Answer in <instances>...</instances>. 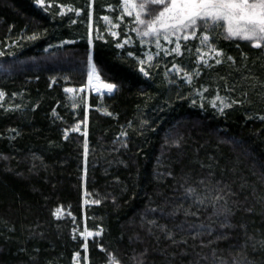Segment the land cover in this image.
Here are the masks:
<instances>
[{"label":"trees","instance_id":"16d2710c","mask_svg":"<svg viewBox=\"0 0 264 264\" xmlns=\"http://www.w3.org/2000/svg\"><path fill=\"white\" fill-rule=\"evenodd\" d=\"M133 2L0 0V264H264V42Z\"/></svg>","mask_w":264,"mask_h":264},{"label":"snow or ice","instance_id":"6c2138e0","mask_svg":"<svg viewBox=\"0 0 264 264\" xmlns=\"http://www.w3.org/2000/svg\"><path fill=\"white\" fill-rule=\"evenodd\" d=\"M152 4L162 6L156 19L149 24L150 31H156L154 25L161 23L162 27H168L164 23L166 14L176 21L172 27H201L211 25L223 27L221 21L227 22L229 37L251 41L254 37L264 39V0H150ZM141 8L144 5H140ZM145 23L144 20H139ZM145 32L144 35H148ZM254 46L261 47L257 43ZM95 72V67H93ZM105 87L111 92L115 85L107 84Z\"/></svg>","mask_w":264,"mask_h":264},{"label":"rangeland","instance_id":"374dc122","mask_svg":"<svg viewBox=\"0 0 264 264\" xmlns=\"http://www.w3.org/2000/svg\"><path fill=\"white\" fill-rule=\"evenodd\" d=\"M122 6L127 16H135L136 21H138L136 7L133 0H122ZM170 15L171 14H166L164 18V23L169 25L168 27H162L160 22L155 23L154 27L156 31H152V33L155 35L156 38H152L150 43H147L149 40L146 42L147 51H150L151 53L153 51H156V53L162 52L164 54L168 52H179L181 44H185L188 41H191V43L193 42V47H195L194 50L197 63H202L204 66H207L217 59V50L214 49L212 43L210 42V37L211 34L219 32L220 29L223 34L228 35L226 30L227 22L221 21V23L224 25L223 27H214L211 25H205L203 28L200 29H198V27H172V25H175L176 21L174 19L169 18ZM115 26H118V24H116ZM138 37L140 38V36ZM254 42L255 44L263 43L264 39L254 37L250 41V43L252 44ZM144 55L148 56L149 54ZM88 86L92 90V92L95 91L90 84ZM102 92L103 91L101 90L95 91V93ZM3 97L4 94L0 91V100Z\"/></svg>","mask_w":264,"mask_h":264},{"label":"bare ground","instance_id":"6f19581e","mask_svg":"<svg viewBox=\"0 0 264 264\" xmlns=\"http://www.w3.org/2000/svg\"><path fill=\"white\" fill-rule=\"evenodd\" d=\"M89 84L92 86V88L95 91L101 90V91H109L105 85L100 81L99 76L97 72H93V66L90 67L89 70Z\"/></svg>","mask_w":264,"mask_h":264},{"label":"water","instance_id":"95a60500","mask_svg":"<svg viewBox=\"0 0 264 264\" xmlns=\"http://www.w3.org/2000/svg\"><path fill=\"white\" fill-rule=\"evenodd\" d=\"M95 92V91H94Z\"/></svg>","mask_w":264,"mask_h":264}]
</instances>
